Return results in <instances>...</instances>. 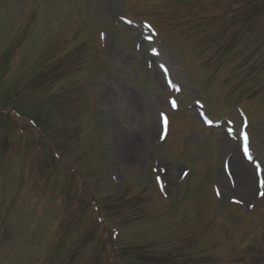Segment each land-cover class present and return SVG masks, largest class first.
Masks as SVG:
<instances>
[{
  "label": "rangeland",
  "instance_id": "1",
  "mask_svg": "<svg viewBox=\"0 0 264 264\" xmlns=\"http://www.w3.org/2000/svg\"><path fill=\"white\" fill-rule=\"evenodd\" d=\"M252 4L0 0V107L7 109L0 112L16 109L27 125L35 119L43 149L57 154L51 158L79 165L112 230L105 234L96 226L91 232L94 206L81 180L69 181L63 168L48 162L51 170L43 167L36 176V165L47 157L34 149L37 133L0 117V126L3 120L6 130L20 137L0 141V264H264L258 176L241 160L239 142L225 145V121L212 129L214 137L198 140L204 125L194 99L199 96L214 118L237 119V128L241 119L232 103L239 102L264 161V61L259 62L264 12L253 13ZM244 10L250 13L239 18ZM123 13L139 29L140 20L153 22L158 35L126 26L119 19ZM161 64L179 92L167 86ZM171 98L178 101L177 111ZM164 112L173 132L154 155L162 143ZM258 123L262 127L256 129ZM224 158H230L232 176L222 169L216 176ZM236 162L249 175L248 189L239 182ZM188 163L192 173L182 182ZM161 166L168 169L164 178ZM214 177L221 189L218 201L210 189ZM82 189L86 197L80 201ZM232 198L240 205H231ZM66 223L78 225L62 230ZM114 229L118 243L110 258L108 237ZM85 239L97 244L78 247L76 240Z\"/></svg>",
  "mask_w": 264,
  "mask_h": 264
},
{
  "label": "snow or ice",
  "instance_id": "2",
  "mask_svg": "<svg viewBox=\"0 0 264 264\" xmlns=\"http://www.w3.org/2000/svg\"><path fill=\"white\" fill-rule=\"evenodd\" d=\"M101 37L103 38V34H101ZM150 38L151 37H149V39ZM153 51H155V49H153ZM159 67L161 69H163V76L166 79L167 86L170 87V88H172V89H174L176 92H179L180 91L179 85L178 84H174L173 81L168 78V69L163 64H161ZM170 103H171V106L172 107H176V100L175 99H172L170 101ZM160 115H161V117H163V123L166 126L167 125V117L164 116V113H161ZM207 122L208 123H212L211 120H208ZM248 139L249 138H248L247 133H244L243 154L245 156H248L249 159H252V157L249 155ZM261 183H264V182H261ZM219 194H220L219 191H217V195H219ZM261 195H264V193H261ZM235 202L240 203L241 201H235Z\"/></svg>",
  "mask_w": 264,
  "mask_h": 264
},
{
  "label": "bare ground",
  "instance_id": "3",
  "mask_svg": "<svg viewBox=\"0 0 264 264\" xmlns=\"http://www.w3.org/2000/svg\"><path fill=\"white\" fill-rule=\"evenodd\" d=\"M191 118L188 117L187 118L188 120L186 119V121H190ZM172 149H173V147H172ZM241 160L243 161V159H241ZM245 164L248 165L247 163H245ZM248 166H250V165H248ZM235 170L238 173V178H239V182H240L241 186L245 187L246 189L250 188L251 181H250V178H249L247 171L245 170V167L243 165H241L239 162H236L235 163Z\"/></svg>",
  "mask_w": 264,
  "mask_h": 264
}]
</instances>
